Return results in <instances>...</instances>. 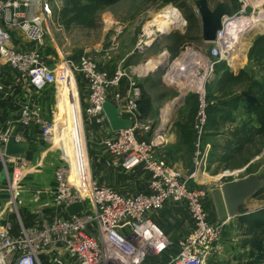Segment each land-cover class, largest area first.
I'll return each instance as SVG.
<instances>
[{
    "label": "rangeland",
    "instance_id": "obj_1",
    "mask_svg": "<svg viewBox=\"0 0 264 264\" xmlns=\"http://www.w3.org/2000/svg\"><path fill=\"white\" fill-rule=\"evenodd\" d=\"M180 1H184L194 11L193 0H176L175 3L165 2L164 0H119L110 6L101 8L97 12L96 26L89 28L74 26L68 29L62 28L53 17V13L59 11L62 7V2L50 3L48 10L51 12V17L47 19L43 47L48 45L54 51V55L47 56L48 60L42 57L49 66L60 68L65 63L71 65L79 56L88 53L98 63L100 68L105 70L112 69L110 71L121 69L128 76L135 77L141 92H145L151 97L153 110L149 111V118L147 116L142 117V112L139 114L144 121L147 119L150 121L152 133L165 134L168 140L166 125H169V121L181 123L177 144L180 143L187 149L179 147L186 153L185 163L181 164V166L168 163L180 170L184 177L193 172L194 175L189 180L188 187L206 192L204 209L208 215V221L213 223L226 215L220 192L221 184L248 174H258L264 177V146L260 144L257 138H254L252 143H244L243 147L241 143L239 147L242 148L232 154L233 149L237 147L236 143L244 133L243 131L250 132L251 128L258 126L255 115L248 111L249 107L261 106L262 101H264V53L253 52L249 54L254 40L264 35V0H230L232 10L237 12L236 17L253 16L257 18L256 24L248 29L245 34H234L231 38L232 41L231 39L228 40V42L239 40V44L244 45L240 62L233 68L230 67L226 58L228 52L226 53L224 50V58L220 57L222 60H219V62H215L218 60V55H212V58L206 59L215 44L202 40L200 19L197 17V26L189 32L186 31L188 22L184 19L185 25L182 28L177 25H171L166 32H163L165 33L164 36H158L159 40L157 42V38H153L154 35H150L151 42L145 44V41L150 39L146 25L151 22L157 12L166 6H171L177 9L180 16L184 18L185 10L180 11L178 7ZM215 2L216 0H207L210 9L213 8ZM227 31L232 30L228 28L226 29ZM153 32L158 33L156 31ZM173 33L185 35L177 54L174 56L165 50L167 45L172 44L170 35ZM222 38L226 39V37ZM165 51L166 54H162ZM155 55L158 56L156 59L162 62H166V58L169 64L172 60L175 59V61L170 68L167 64L160 67L158 72L154 74L155 76H153L150 75L154 70L152 67L159 61L150 59L153 62L148 68L138 72V69H141L139 67H142L141 65L146 64L149 58ZM189 57L191 61L187 62ZM182 62L188 63V65H184L185 63L180 65ZM212 62H214L213 66ZM66 68L65 76L71 75L73 80L79 76L83 81H86L79 72H75L70 67ZM151 69L153 70L151 71ZM224 71H229L237 76V80L231 86L226 84L220 88L218 87V81ZM57 72L54 83L46 85L40 91L38 90L42 96L41 106H43V109L32 108L37 110L45 120L50 121L53 127L56 87L60 85L58 82L62 80L59 71ZM148 78L149 80H146ZM125 81L126 79L123 78V87L125 86ZM77 99L81 105L83 99H80L79 93ZM168 103L171 104L170 109L165 113H161L164 104ZM82 109L79 107V113H82ZM17 112L7 113L4 116V122L8 118H15ZM201 112L204 113L200 135V155L198 157V161L200 160L201 163L196 165L194 164L195 155L193 152L195 151L198 129L195 125L200 123ZM83 118L85 117L83 116ZM0 122L1 130L4 127V122L2 119ZM12 125L14 127L13 131H17L19 128L18 124L14 123ZM37 126L40 133L39 136H41L37 140V146L35 145L33 150L31 147L23 154L15 156L13 159L10 158L8 162H4V173L12 174L13 171L17 173L18 179H15L14 183H12V188L13 191H16V195L19 190L30 191L35 187L41 188V193H45V189L51 193L54 187V171L65 164V162H62L63 146L59 144L58 138L51 140L54 136V130L50 139L49 137L44 139L40 126ZM236 130H238V136L234 135ZM83 136L88 160L89 144L84 125ZM28 151L29 153L27 154ZM257 151L259 153L253 155ZM161 156L167 160L166 154ZM20 157L24 159L25 163H21ZM225 157L228 158L225 160ZM105 160L108 161L109 159L105 157ZM241 164L243 165L240 167ZM92 171L95 178L99 176V165L93 163ZM230 171L235 172L233 174H223ZM7 174L5 173L4 176H7ZM213 176L218 177L213 178ZM2 183H0L1 187ZM5 184L7 185L4 178ZM111 187L116 189L113 186ZM130 192L134 191L131 190ZM259 194H264L263 189H260ZM6 196L9 195H4V197ZM22 197L27 198L28 195L25 194ZM172 205H179V207L174 213L176 216L168 218L170 222L166 224L167 227H175L176 225L181 227V225H184V228H186L189 225V219L185 205L183 203H173ZM245 205L250 210L264 209V198L262 195L251 197L246 200ZM249 205L254 207L250 208L252 206ZM28 207L31 208V206ZM160 212L163 213L164 210ZM150 217L153 218V215L150 214ZM153 220L155 219L153 218ZM172 221L175 225L172 224ZM243 231L244 225L240 217H237V219L231 218V221L224 226V231L216 242L217 245L218 243L221 245V248L218 252L213 253L214 256L209 258L207 264H234L236 261L245 263L248 260L246 255L244 257L240 253L243 257L238 256L237 259L240 240L244 237ZM41 258L44 262L43 264H47L44 258ZM243 258L244 260H242ZM251 259H258L256 264H264V251L255 252V256L251 257ZM152 261V258L147 259V262Z\"/></svg>",
    "mask_w": 264,
    "mask_h": 264
},
{
    "label": "built area",
    "instance_id": "obj_2",
    "mask_svg": "<svg viewBox=\"0 0 264 264\" xmlns=\"http://www.w3.org/2000/svg\"><path fill=\"white\" fill-rule=\"evenodd\" d=\"M49 5L50 0H0V90L3 86V66L16 71L37 90L54 83L57 71L61 81L65 80L66 67H70L82 74L87 83V105L79 113L82 123L84 116L99 124L107 122L102 105L110 100L112 91L110 101L119 108V114L130 119L132 124L106 137L102 147L120 166L127 169L140 167L149 175V182L144 190L123 193L92 181L89 170L88 175L84 171L77 186L68 182V165H61L54 171L51 192L53 209H61V212L50 215L35 207L33 213L39 215L38 221L30 226H19L16 233L9 231L11 224L7 223L6 228L0 230V264H43L41 257L47 264L52 261L58 264H207L230 218L209 222L204 209L206 192L188 187L193 172L184 177L180 170L158 154L167 143V138L165 134L152 133L150 121L141 119V88L135 77L128 76L121 69L109 72L100 68L88 53L79 56L71 65L65 63L60 68H53L44 61L41 51L50 16ZM194 11L199 19L196 8ZM236 13L232 10V16ZM225 17L215 41L210 42L215 46L207 60L212 55H218L215 62L222 60L217 46L222 43L219 35L224 29ZM180 18L183 24L179 27L182 28L185 20L182 16ZM14 32L25 37L30 49L18 50L13 46ZM156 32L153 38L160 35L159 31ZM174 61L170 64L168 61L169 68ZM190 61L189 57L187 62ZM123 78L126 79L125 86L119 90ZM201 114L199 125H195L198 129L193 152L196 165L201 163L198 157L204 113ZM14 123L19 126L17 131H13ZM32 124L40 126L44 139L51 138L52 123L28 105H23L15 118L6 119L5 128L0 130V175L9 186L10 203L15 200L11 184L18 177L14 171L12 174L5 172L7 176H4V162L14 158L4 153V144L9 137L21 141L23 131ZM77 202L82 204V209L69 215L65 208ZM168 202L183 203L189 219L188 232L176 240L171 239L150 217ZM149 258L153 261L147 262Z\"/></svg>",
    "mask_w": 264,
    "mask_h": 264
},
{
    "label": "crops",
    "instance_id": "obj_3",
    "mask_svg": "<svg viewBox=\"0 0 264 264\" xmlns=\"http://www.w3.org/2000/svg\"><path fill=\"white\" fill-rule=\"evenodd\" d=\"M57 1L60 3L61 0H50V3L56 4ZM63 4V3H62ZM49 18L51 17V12L49 11ZM54 20L57 21V12L53 13ZM60 25V24H59ZM61 26V25H60ZM63 28V26H61ZM65 29V28H64ZM157 38L156 40H158ZM13 46L18 50H28L30 49V44L22 36L19 32L13 33ZM165 53V52H164ZM41 54L44 58L48 60L49 55H54V51H52L48 45L42 48ZM166 54V53H165ZM157 55L150 57L149 59H154L159 61ZM147 59V58H146ZM77 60V59H76ZM180 60V59H179ZM178 60V61H179ZM145 61V60H144ZM159 63V62H158ZM158 63L156 65H158ZM156 65L152 68L155 69ZM138 72L142 69H146L148 67H139ZM109 72L112 69H106ZM153 69H151L152 71ZM149 71V70H148ZM158 71H152L150 75L155 76ZM60 79V78H59ZM146 80H149L146 79ZM56 88V104L54 108V117L58 119L57 121L53 120L54 123V136L51 138L57 139L61 146H63V159L62 162L68 165L70 170V176L68 179L70 184L79 185L81 178L83 177V173L88 175L90 170V178L92 181L102 184L115 187L120 192H130L131 190L141 191L147 187V183L149 182V175L145 173L140 167L134 168H124L116 163V159L109 155L107 152L104 151L102 147V141L106 137H111L114 135V131L111 130L108 122H104L101 124L95 123L94 119L84 118L83 123L80 118L79 114V107L84 108L87 105V83L83 81L81 77L72 79V76H65V80L58 82ZM122 85L119 90L122 89ZM40 91V90H39ZM79 93L80 99H83V103L80 105L77 99V95ZM150 97V95L148 94ZM48 98V96H47ZM112 98V91L109 94V99ZM42 96L41 93L38 92L37 89H34L26 79H23L19 76V74L8 68V66L3 67V86L0 90V121L4 120V116L10 112H17L23 105H28L31 108H41ZM151 103V110L152 109V102L150 97ZM160 110V109H159ZM60 117V118H59ZM75 118L77 120L76 125L73 127L70 124L71 118ZM149 118V116H147ZM1 123V122H0ZM83 125L86 129L87 135V142L89 144V153H88V160L86 157V148H85V139L83 136ZM172 126V127H171ZM37 125L32 124L29 128L23 131L22 140L28 142L29 148L32 150L34 149L35 145L37 146L38 138L40 139L41 136L39 133V129H37ZM168 129V140L167 143L160 148L158 154L161 156L162 154H166V162L173 164L175 166H181V164L185 163L184 159L186 158V153L183 152L182 147L186 149V147L180 143L177 144L179 141V132L181 131V123L179 122H172L169 121V125H166ZM92 147V148H91ZM187 150V149H186ZM191 150V149H190ZM29 151L27 152V154ZM14 155L12 157L15 158ZM22 157V156H21ZM21 163H25L24 159H21ZM105 157L109 160H105ZM23 161V162H22ZM98 164L100 167V175L96 178L93 176L94 172L92 171V164ZM1 164V163H0ZM89 164V167H88ZM2 167V166H1ZM0 167V169H1ZM3 175H0V183L3 182L2 187L0 185V230L6 228V224H11V228H8L11 233H16L19 226H30L36 223L39 219V215L33 213V209L36 207L38 210L42 211L45 214H53L54 212H60L59 209H53L51 204V193L49 190L45 189V193H41L42 190L39 187H35L30 191L25 189L19 190L17 195L15 196L16 191L12 190V194L15 196V200L10 203L9 200L10 196L4 197V195H8V185H4ZM12 185V184H11ZM6 186V187H5ZM8 187V189H7ZM12 188V186H11ZM27 194L28 197L24 198L22 195ZM25 201V202H22ZM173 203L168 202L164 206V212L162 209L153 214V218L156 222L160 224V226L164 229L167 235L171 239H176L179 236L185 235L189 228L188 226L184 228V225H176L175 227L171 226L170 228L167 227L170 221L168 218L174 217V213H176V209L179 205H172ZM28 206H31L28 207ZM33 206V207H32ZM246 206V205H245ZM250 208H253V205ZM225 210V207H224ZM167 213V214H166ZM226 213V210H225ZM166 214V215H164ZM63 215V214H62ZM227 213L221 219H227ZM186 219V218H185ZM220 219V220H221ZM237 219V217L235 218ZM184 221V220H183ZM231 221V218H230ZM229 221V222H230ZM176 222V220H174ZM172 221V224L175 225ZM244 237L240 240L239 245V253L238 256L248 257V260L245 263H238L236 261L234 264H256L251 261V257L255 255L252 254L250 251V246L246 243L245 246L243 243L245 242ZM238 240V239H236ZM238 242V241H236ZM221 248V245L218 243L214 252H218ZM213 252V253H214ZM212 253V254H213ZM242 255H241V254ZM211 254V258L214 254ZM242 256V257H243ZM240 260V259H239ZM244 260V258L242 259Z\"/></svg>",
    "mask_w": 264,
    "mask_h": 264
},
{
    "label": "trees",
    "instance_id": "obj_4",
    "mask_svg": "<svg viewBox=\"0 0 264 264\" xmlns=\"http://www.w3.org/2000/svg\"><path fill=\"white\" fill-rule=\"evenodd\" d=\"M62 7L57 11V21L58 24L63 26V28L68 29L74 26L77 27H94L97 24L96 14L97 12L103 8L110 6L116 3L119 0H61ZM165 2H174L176 0H164ZM178 7L180 11L185 10L184 19L188 22V26L186 27V31L189 32L194 27L197 26V18L192 8H190L184 1H180L178 3ZM172 40V44L167 45L165 50L169 52L172 56L177 54L178 48L180 44L183 42L185 35L181 33H173L170 35ZM159 40V39H158ZM157 42V40H156ZM155 42V43H156ZM153 43V44H155ZM152 44V45H153ZM153 47V46H152ZM264 53V35L257 37L254 40L252 47L250 48V53ZM237 80V76L233 75L229 71H224L218 81V87H222L226 84H230V86ZM261 106H250L248 111L253 113L256 117V122L258 124L257 127L251 128L250 132L243 131L242 137L236 143L237 147L233 149V153L239 151L240 148L243 147L244 143H252L254 138L259 140L260 144L264 146V101H262ZM139 109L142 117L148 116L149 111H151V103L150 97L145 92H141V97L139 101ZM186 133V132H185ZM234 135L238 136V130L234 132ZM242 141V142H241ZM242 143V147H239ZM235 146V145H234ZM257 151L255 154H258ZM228 157H225V160ZM243 164L240 165V167ZM260 189H263L264 186ZM260 189H258L252 197L258 195H262L264 198V194H259ZM242 224L244 225V238L245 242L243 245L247 243L250 246V252L255 255V252L264 251V209H259L253 211L249 214H244L239 216ZM258 259H253L254 263L257 262ZM260 260V259H259Z\"/></svg>",
    "mask_w": 264,
    "mask_h": 264
},
{
    "label": "water",
    "instance_id": "obj_5",
    "mask_svg": "<svg viewBox=\"0 0 264 264\" xmlns=\"http://www.w3.org/2000/svg\"><path fill=\"white\" fill-rule=\"evenodd\" d=\"M193 3L200 19L202 40L205 42L215 41L217 31H220L222 28V18L224 16H232L231 1L216 0L212 9L209 8L207 0H193ZM164 34L161 33L159 36H164ZM166 64H168V59H166V62L159 61L154 71H158L160 67ZM102 108L111 130L117 131L131 126V120L119 114V108L113 101H105ZM28 149L29 144L27 142L15 141L13 138H9L4 144V153L6 155H20ZM263 186L264 177L258 174H248L221 184L220 192L227 216L229 218H236L253 212L254 210H250L245 206V202ZM65 209L69 215H72L82 209V204L78 202L72 203ZM51 264H58V262L52 261Z\"/></svg>",
    "mask_w": 264,
    "mask_h": 264
},
{
    "label": "bare ground",
    "instance_id": "obj_6",
    "mask_svg": "<svg viewBox=\"0 0 264 264\" xmlns=\"http://www.w3.org/2000/svg\"><path fill=\"white\" fill-rule=\"evenodd\" d=\"M256 22H257V18L253 17V16H242V17H236V16L228 17V16H226L223 19V24H225V26H224L223 31L219 35V38L221 39L222 43H221V45L217 46V51H218L219 56L222 57V59L224 58L223 50L226 53L228 52V55L226 56V58H227V61L230 65V67L233 68L239 64L240 59L243 55L244 45L239 44V40H237L236 42H228V40H230L234 34L235 35H238L239 33H240V35L245 34L248 29H250L253 25L256 24ZM182 24H183V21L180 18L179 11L177 9L171 7V6H166L164 9L157 12L154 15V17L152 18L151 22L146 25L147 26L146 27L147 34H148L150 39H148L145 42V44H148L151 42L150 35H155V32H153V31L157 30V31H159V33H163V32H165V28H169L171 25L181 26ZM156 26H157V29H156ZM154 27H155V29L152 30V28H154ZM228 28L231 29L232 31L226 32V29H228ZM222 37H226V39H223ZM235 37L238 38L239 36H235ZM231 41H232V39H231ZM165 53H166V51H165ZM162 54H164V52ZM152 62L153 61L149 59L146 64H143L141 66L142 67H148ZM203 80H204V78H203ZM203 80H202V85H203ZM200 88H201V86H200ZM170 107H171L170 103L164 104L163 108L161 109V113L167 112L170 109ZM55 120L57 121L58 119H56L54 117V121ZM76 123H77V120H75V118L72 117L70 124L74 127L76 125ZM8 156H14V155H8ZM237 171H239V170H237ZM68 172H69L68 175L70 176V170ZM234 172L235 171H230V172H226L223 174H233ZM69 176H68V178H69ZM217 177L218 176H213V178H217ZM77 186H79V185H77Z\"/></svg>",
    "mask_w": 264,
    "mask_h": 264
},
{
    "label": "clouds",
    "instance_id": "obj_7",
    "mask_svg": "<svg viewBox=\"0 0 264 264\" xmlns=\"http://www.w3.org/2000/svg\"><path fill=\"white\" fill-rule=\"evenodd\" d=\"M254 211H256V210H254Z\"/></svg>",
    "mask_w": 264,
    "mask_h": 264
}]
</instances>
